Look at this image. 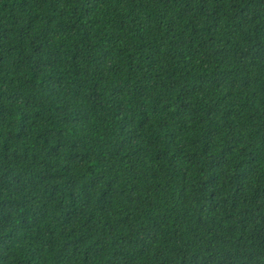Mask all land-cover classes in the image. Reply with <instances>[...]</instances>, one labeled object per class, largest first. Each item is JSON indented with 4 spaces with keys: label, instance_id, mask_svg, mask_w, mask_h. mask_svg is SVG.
I'll use <instances>...</instances> for the list:
<instances>
[{
    "label": "trees",
    "instance_id": "16d2710c",
    "mask_svg": "<svg viewBox=\"0 0 264 264\" xmlns=\"http://www.w3.org/2000/svg\"><path fill=\"white\" fill-rule=\"evenodd\" d=\"M0 264H264V0H0Z\"/></svg>",
    "mask_w": 264,
    "mask_h": 264
}]
</instances>
